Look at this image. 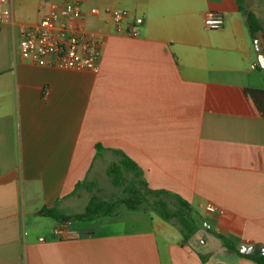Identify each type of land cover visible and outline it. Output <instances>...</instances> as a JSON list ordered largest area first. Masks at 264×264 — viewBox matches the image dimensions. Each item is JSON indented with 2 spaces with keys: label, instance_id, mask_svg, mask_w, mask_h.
Returning <instances> with one entry per match:
<instances>
[{
  "label": "crops",
  "instance_id": "crops-1",
  "mask_svg": "<svg viewBox=\"0 0 264 264\" xmlns=\"http://www.w3.org/2000/svg\"><path fill=\"white\" fill-rule=\"evenodd\" d=\"M49 1L63 18L64 0H11L12 21L0 23V264H256L247 254L264 248V116L242 93L264 90V53L238 0H81V23L102 38L96 72L19 53L21 29ZM105 9L141 17L138 35ZM210 10L224 17L218 29L204 27ZM122 156L157 191L148 205L179 206L191 234L151 207L77 217L92 195L115 198L102 191ZM123 221L124 231L106 228Z\"/></svg>",
  "mask_w": 264,
  "mask_h": 264
},
{
  "label": "built area",
  "instance_id": "built-area-1",
  "mask_svg": "<svg viewBox=\"0 0 264 264\" xmlns=\"http://www.w3.org/2000/svg\"><path fill=\"white\" fill-rule=\"evenodd\" d=\"M45 3L47 0H38ZM81 0H64L63 14L60 17L59 4L49 1L48 9L34 25L20 31L18 50L21 56L29 58L33 63L63 69H87L96 72L101 58L102 38L89 31L81 23L83 13ZM11 0H0V23L11 22ZM118 29L135 37L142 24V18L133 17L124 22L129 14L122 9H105ZM92 14L98 13L96 7L90 9ZM224 23V17L216 11H206L203 17L204 27L208 30L218 29ZM54 233L62 235L63 229L57 227Z\"/></svg>",
  "mask_w": 264,
  "mask_h": 264
},
{
  "label": "trees",
  "instance_id": "trees-1",
  "mask_svg": "<svg viewBox=\"0 0 264 264\" xmlns=\"http://www.w3.org/2000/svg\"><path fill=\"white\" fill-rule=\"evenodd\" d=\"M238 9L244 17L251 39H257L260 33L264 40V27L255 13L245 5L243 0H238ZM261 51L264 53V46ZM242 94L243 98L250 106L252 114L256 116H264V111L261 108V106L264 105V90L246 88L243 90ZM106 174L109 177L112 186L120 188L124 194L119 198L115 197L109 202L92 195L84 212L78 215V218L90 219L96 215H112L116 214L121 208L140 210L145 207L143 204L148 205V195L157 193V191L147 188L146 183L141 178L140 169L126 156H122L119 163L110 164L106 168ZM149 205H151L150 209L162 219L169 221L172 218H176L178 219V222L181 223L182 227H184L190 234L192 233V227L189 222L190 220L186 216L169 210L165 205L157 203ZM41 213L60 218L62 221L67 220L66 217L56 215L53 210H41ZM247 255L256 264H264V253L260 248H255L254 251Z\"/></svg>",
  "mask_w": 264,
  "mask_h": 264
},
{
  "label": "rangeland",
  "instance_id": "rangeland-1",
  "mask_svg": "<svg viewBox=\"0 0 264 264\" xmlns=\"http://www.w3.org/2000/svg\"><path fill=\"white\" fill-rule=\"evenodd\" d=\"M243 1H244L245 5L249 9H251L253 11V13H255V15L259 18L262 26L264 27V4H263V0H243ZM257 38H259L264 43V40L261 37L260 33H259ZM104 194L115 195L116 198H119L124 194V192L120 188L113 187L110 183H108L105 187H103L102 195H104ZM147 198L150 202L157 201V198L153 197L151 195H148ZM143 206L149 207V208L151 207V205L147 206L145 204H143ZM166 206L169 208V210L182 215L181 214L182 213L181 208L179 206H175V205L173 206L171 203H169V205H166ZM122 210H124V209L121 208L119 211H117V216H119L122 213ZM190 218L193 221H199L200 220V217L196 213H190ZM171 221L178 224V219H176V218H172ZM128 226L130 227L129 224H127L125 221H123V222H119L115 225L106 226V228L109 231L110 230L124 231V229L127 228Z\"/></svg>",
  "mask_w": 264,
  "mask_h": 264
},
{
  "label": "water",
  "instance_id": "water-1",
  "mask_svg": "<svg viewBox=\"0 0 264 264\" xmlns=\"http://www.w3.org/2000/svg\"><path fill=\"white\" fill-rule=\"evenodd\" d=\"M254 44H255V48H256L257 50H261V49H260L259 42H258L257 39L254 40ZM251 249H252V246H249V247H246V248H242L241 250H242V252H250ZM262 252L264 253V248H262Z\"/></svg>",
  "mask_w": 264,
  "mask_h": 264
}]
</instances>
